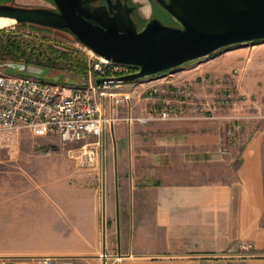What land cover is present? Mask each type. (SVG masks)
Segmentation results:
<instances>
[{
    "label": "crops",
    "instance_id": "0c3cea01",
    "mask_svg": "<svg viewBox=\"0 0 264 264\" xmlns=\"http://www.w3.org/2000/svg\"><path fill=\"white\" fill-rule=\"evenodd\" d=\"M226 50L183 65L173 81L205 94L207 75L236 64L224 66ZM132 91L137 113L151 98ZM113 131L116 147L89 163L67 155L28 170L22 215L38 228L24 244L0 237V264H42V254L79 264H264L263 126L231 127L223 109L204 119H120ZM9 215L0 209L1 221Z\"/></svg>",
    "mask_w": 264,
    "mask_h": 264
},
{
    "label": "water",
    "instance_id": "95a60500",
    "mask_svg": "<svg viewBox=\"0 0 264 264\" xmlns=\"http://www.w3.org/2000/svg\"><path fill=\"white\" fill-rule=\"evenodd\" d=\"M150 1L172 22H164L153 11L141 26L127 0H106L97 6L88 0H53L57 9L0 4V16L64 30L89 52L136 69L117 76L121 81L154 77L243 43L264 41V0ZM0 67L49 72L20 61H1Z\"/></svg>",
    "mask_w": 264,
    "mask_h": 264
},
{
    "label": "built area",
    "instance_id": "2783aa9c",
    "mask_svg": "<svg viewBox=\"0 0 264 264\" xmlns=\"http://www.w3.org/2000/svg\"><path fill=\"white\" fill-rule=\"evenodd\" d=\"M134 70L89 51L85 77L72 85L0 70V138L8 140L25 130L57 136L64 145L79 142L68 148L69 155L89 163L99 149L98 137L115 121L214 118L218 105L233 102L229 89L217 95L219 104L205 102L204 95L195 92L190 83L174 82L173 71L134 81L116 78ZM98 76L106 78L97 82ZM127 83L134 84L133 91L126 89ZM130 91L144 93L151 103L140 112H132ZM36 259L42 264H79L69 255L42 254Z\"/></svg>",
    "mask_w": 264,
    "mask_h": 264
},
{
    "label": "rangeland",
    "instance_id": "374dc122",
    "mask_svg": "<svg viewBox=\"0 0 264 264\" xmlns=\"http://www.w3.org/2000/svg\"><path fill=\"white\" fill-rule=\"evenodd\" d=\"M20 1L28 5H37L45 2V0ZM135 1L141 6L138 8L140 18H147L153 13V4L150 0H147L148 2L144 0L145 3L149 4L144 6L140 5L141 2H143L142 0ZM156 14L164 17V22H172L171 17L167 16L166 12L163 10H157ZM3 28L36 33L39 36L46 35L51 39H59L72 44L86 53L90 51L87 47L75 41L72 35L64 30L52 28L42 29L28 23H12V25L10 24ZM240 47H244L245 51H247L246 54ZM223 54L229 59L224 63V66L236 64L224 73L207 75L206 81L208 86L206 93L203 94L205 102L213 100L219 104L221 98L217 95L225 93L229 89L232 94L233 102L229 106L223 104H221V106L218 105L219 107L216 111L217 114L219 111L225 109V113H227L230 121V126L237 127L239 130L245 127H264V41L257 43H243L236 46V48L227 49ZM0 70H3V68L0 67ZM5 71L9 73H18L21 70L6 68ZM54 72L56 73L58 71L49 69L47 74L25 71V73L32 76H39L48 81L58 82L57 79H54V75H51ZM58 73L72 76V74L66 70L59 71ZM84 77L85 75L76 76L74 80L78 83L82 81ZM60 83L68 84L65 82ZM113 124L106 128L102 135L98 137L99 149H101L103 144L104 148L111 150V152L112 149L116 147ZM160 130V128L157 129V131ZM125 131L127 133L129 132L128 129ZM79 144V142H76L64 145L59 141L57 136L35 135L25 130L19 131L15 136L8 140L0 138V198H7L5 201H2L3 204L0 205V209L6 208L10 211V215L7 219L3 221L0 219V237L3 236L4 238H7L8 242L17 245L24 244L25 241L30 239L31 233L38 228V221L29 220L22 215L24 213V208H22L23 200L21 199L23 195V180L29 178L31 180L34 179L32 175L30 177L28 170L36 167L39 168V166L42 165L63 163L64 157H68L67 155L70 153L68 152V148L78 146ZM110 162H112L111 156ZM13 207L16 212L14 215L10 210Z\"/></svg>",
    "mask_w": 264,
    "mask_h": 264
},
{
    "label": "trees",
    "instance_id": "16d2710c",
    "mask_svg": "<svg viewBox=\"0 0 264 264\" xmlns=\"http://www.w3.org/2000/svg\"><path fill=\"white\" fill-rule=\"evenodd\" d=\"M136 6L138 7L139 4L136 3ZM167 16L169 15L167 14ZM147 19L148 18L141 17L140 25L142 26ZM18 24H25V22ZM28 24L35 25L42 29H51L33 23ZM1 61L33 63L46 67L48 70L53 69L58 72L66 70L72 74L73 78L72 76H67L66 74L58 72H54L51 75H54V79H57L58 82L76 84L77 81L74 80V78L76 76H84L86 73L87 53L72 44L59 39H51L46 35L39 36L36 33L18 29L0 28V62ZM18 73L28 74L25 73V71H20Z\"/></svg>",
    "mask_w": 264,
    "mask_h": 264
},
{
    "label": "flooded vegetation",
    "instance_id": "af4514ba",
    "mask_svg": "<svg viewBox=\"0 0 264 264\" xmlns=\"http://www.w3.org/2000/svg\"><path fill=\"white\" fill-rule=\"evenodd\" d=\"M90 4L92 5H102V4H106V0H88ZM131 5L134 6V11H135V18L138 20V23L140 24V15L138 12V8L136 6V1L135 0H127ZM0 4H10V5H16V6H43V7H49L52 9H57L55 3L53 2V0H45V2H43L42 4H33V5H28L25 4L23 2H21L20 0H0ZM153 11L156 13L157 10H159L160 8H158L156 5L153 4ZM161 17V16H160ZM164 20V17H161Z\"/></svg>",
    "mask_w": 264,
    "mask_h": 264
},
{
    "label": "bare ground",
    "instance_id": "6f19581e",
    "mask_svg": "<svg viewBox=\"0 0 264 264\" xmlns=\"http://www.w3.org/2000/svg\"><path fill=\"white\" fill-rule=\"evenodd\" d=\"M14 23V19L7 17V16H0V28L1 27H7V25H12Z\"/></svg>",
    "mask_w": 264,
    "mask_h": 264
}]
</instances>
